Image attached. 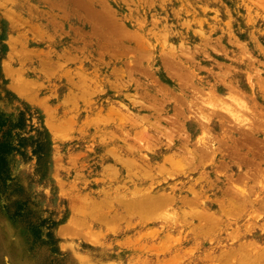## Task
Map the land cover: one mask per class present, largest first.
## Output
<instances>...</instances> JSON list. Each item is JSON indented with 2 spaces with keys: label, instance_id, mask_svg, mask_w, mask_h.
Returning a JSON list of instances; mask_svg holds the SVG:
<instances>
[{
  "label": "rangeland",
  "instance_id": "374dc122",
  "mask_svg": "<svg viewBox=\"0 0 264 264\" xmlns=\"http://www.w3.org/2000/svg\"><path fill=\"white\" fill-rule=\"evenodd\" d=\"M0 159V264H264V0H0Z\"/></svg>",
  "mask_w": 264,
  "mask_h": 264
},
{
  "label": "bare ground",
  "instance_id": "6f19581e",
  "mask_svg": "<svg viewBox=\"0 0 264 264\" xmlns=\"http://www.w3.org/2000/svg\"><path fill=\"white\" fill-rule=\"evenodd\" d=\"M9 16H10V15H9ZM14 21H15V20H14ZM15 22H16V21H15ZM16 43H17V42H16ZM169 46H170V45H169ZM18 89H20V88L18 87ZM117 95H118V94H117ZM126 97H127V96H126ZM117 98H118V97H117ZM122 98H123V97H122ZM124 98H125V97H124ZM118 99H119V98H118ZM130 99H131V98H130ZM130 99H127V100H130ZM119 100H121V99H119ZM124 100H125V99H124ZM131 100H132V99H131ZM116 101H117V100H116ZM121 101H122V100H121ZM110 103H112V102H110ZM115 103H116V102H115ZM118 104H119V102H118ZM118 104H117V105H118ZM136 104H137V103H136ZM139 104H140V103H139ZM111 105H112V104H111ZM120 105H121V103H120ZM129 105H130V104H129ZM131 105H132V102H131ZM121 106H122V105H121ZM126 106H127V105H126ZM108 107H110V106H108ZM118 107H119V106H118ZM111 108H115V107L111 106L110 109L107 108L108 111L110 110V112H111V110H112ZM105 110H106V109H105ZM118 110H119V109H118ZM118 110H116L115 112L113 111V112L116 113ZM110 112H108V114H109V115H112ZM117 113H119V112H117ZM117 113H116V115H119L120 117H122L120 114H117ZM121 113H122V111H121ZM123 114H124V113H123ZM129 114H130V113H129ZM114 115H115V114H114ZM130 115H131V114H130ZM124 116H125V115H124ZM132 116H133V114H132ZM114 117H115V116H114ZM102 118H104V117H102ZM102 118H101V119H102ZM115 118H116V117H115ZM128 118H129V115H128ZM128 118H127V119H128ZM135 118H136V117H135ZM139 118H140V117H139ZM119 119H120V118H118V121H119ZM125 119H126V118H125ZM105 120H106V123H105V124H107L108 120L111 121V119H110V118L108 119V117H107V119H104L103 122H105ZM112 120H113V119H112ZM115 120H116V119H115ZM121 120H122V118H121ZM129 120H130V118H129ZM135 120H136V119H135ZM140 120H141V119H140ZM123 121H124V119H123ZM126 121H127V120H126ZM126 121H125V122H126ZM132 121H134V120H131V122H132ZM137 121H138V120H137ZM137 121H136V122L134 121V123L137 124ZM142 121H143V120H142ZM99 122H100V120H99ZM103 122H102V123H103ZM113 122H114V120H113ZM128 122H129V121H128ZM131 122H129V123H131ZM119 123H120V122H119ZM123 123H124V122H123ZM99 124H101V123H99ZM132 124H133V123H132ZM101 125H102V124H101ZM112 125H113V124H112ZM117 125H118V124H117ZM119 125H120V124H119ZM127 125H128V123H127ZM127 125H126V126H127ZM134 125H135V124H134ZM139 125H140V124H139ZM107 126H108V125H107ZM109 126H110V125H109ZM121 126H123V125H121ZM121 126H120V127H121ZM131 126H132V125H131ZM141 126H143V125H141ZM128 127H129V126H128ZM138 128H139V127H138ZM127 129H128V128H127ZM143 129L145 130L144 127H143ZM143 129H141V131H142ZM118 130H119V129H118ZM98 131H99V129H98ZM98 131H97V133H98ZM141 131H140V129H139V133H141V136L144 134V133L142 134V132H145V133H146V131H142V132H141ZM163 131H164V130H163ZM165 131H166V130H165ZM165 131H164V132H165ZM114 132H116V130H115ZM119 132L121 133V131H119ZM125 132H126V131H125ZM128 132H129V130H128ZM104 133H105V132H104ZM108 133H109V130H108ZM117 133H118V132H117ZM139 133H138V134L136 133L135 135H132V140H133V137H134V138H135L134 140H135V141H138V140L140 139V138H139V139L137 140V138H138V136H139ZM166 133H167V132H166ZM166 133H165V134H166ZM98 134H99V133H98ZM98 134H97V135H98ZM147 134H148V133H147ZM160 134H161V132H160ZM165 134H164V135H165ZM101 135H102V134H101ZM119 135H120V134H119ZM119 135H118V136H119ZM121 135H122V134H121ZM136 135H137V137H136ZM110 136H112V131H111V135H110ZM114 136H115V135H114ZM114 136H113V137H114ZM144 136H146V135L144 134ZM147 136H149V134H148ZM154 136H155V135H154ZM158 136H159V135H158ZM168 136L171 137V135H169V134H168ZM103 137H104V136H103ZM126 137H127V136H126ZM164 137H165L166 139L169 138V137H166V136H164ZM107 138H108V137H107ZM116 138H118V137L116 136ZM120 138H122V137H120ZM128 138H129V136H128ZM147 138H148V137H147ZM150 138H151V137H150ZM156 138H157V137H156ZM103 139H104V138H103ZM103 139H101V140H103ZM114 139H115V138H114ZM110 140H111V139H110ZM134 140H133V141H134ZM141 140H142V138H141L139 141H141ZM151 140H152V139H151ZM169 140H170V139H169ZM113 141H115V140H113ZM120 141H121V139H120ZM123 141H124V140H123ZM128 141H129V140H128ZM146 141H147V140H146ZM163 141H164V138H163ZM210 141H211V140H210ZM109 142H110V141H109ZM129 142H130V141H129ZM141 142H142V141H141ZM147 142L150 143L149 140H148ZM208 142H209V141H208ZM106 143H107V142H106ZM119 143H120V142H119ZM135 143H136V142H135ZM138 143L140 144V142H138ZM152 143H153V142H152ZM168 143H169V142H168ZM110 144H111V142H110ZM127 144H131V143H127ZM160 144H161V143H160ZM162 144H163V143H162ZM200 144H202V143H200ZM204 144H205V143H204ZM100 145H101V144H100ZM102 145H103V144H102ZM131 145H132V144H131ZM131 145H129V146L127 145V146H128V149H127V146H126L125 149H127V150L129 151V149H130L129 147H130ZM137 145H138V144H137ZM137 145H136V146H137ZM145 145H146V146H145ZM145 145H144V146L147 148L149 144H148V145L145 144ZM166 145H167V144H166ZM210 145H211V143H210ZM107 146H108V144H107ZM119 146H120V145H119ZM134 146H135V145H134ZM134 146H133V147H134ZM144 146H143V147H144ZM150 146H151V145H150ZM158 146H159V145H158ZM172 146H173V145H172ZM201 146H202V145H201ZM203 146H204V145H203ZM140 147H141V146H140ZM153 147H154V146H153ZM170 147H171V146H170ZM205 147H206V146H205ZM208 147H209V146H208ZM121 148H122V147H121ZM134 148H135V147H134ZM138 148H139V147H138ZM148 148H149V147H148ZM150 148H152V147H150ZM171 148H172V147H171ZM174 148H175V147H174ZM99 149H101V148H99ZM109 149H110V148H109ZM112 149H113V148H112ZM142 149H143V148H142ZM153 149H154V148H153ZM177 149L179 150V148H177ZM199 149H200V148H199ZM130 150L133 151V150H135V149H130ZM138 150H139V149H138ZM140 150H141V149H140ZM147 150H148V149H147ZM184 150H185V149H184ZM187 150H188V149H187ZM209 150H210V149H209ZM101 151H102V150H101ZM114 151H116V150H114ZM132 151H131V152H132ZM149 151H150V150H149ZM152 151H153V150H152ZM159 151H160V150H159ZM167 151H168V150H167ZM167 151H166V152H167ZM200 151H201V150H200ZM203 151H204V150H203ZM121 152H122V151H121ZM123 152H124V151H123ZM123 152H122V153H123ZM129 152H130V151H129ZM163 152H164V151H163ZM163 152H162V153H163ZM172 152H173V151H172ZM176 152H177V151H176ZM187 152H188V151H187ZM187 152H186V153H187ZM108 153H109V152H108ZM156 153H157V152H156ZM160 153H161V152H160ZM178 153H179V152H178ZM180 153H181V152H180ZM180 153H179L178 155H181ZM200 153H201V152H200ZM206 153H207V152H206ZM206 153H205V155L208 154V153H207V154H206ZM116 154H117V153H116ZM116 154H115V155H116ZM139 154H140V153H139ZM139 154H138V155H139ZM163 154H164V153H163ZM166 154H169V153H166ZM176 154H177V153H176ZM187 154H189V152H188ZM121 155H122V154H121ZM134 155H135V154H134ZM138 155H137V156H138ZM143 155H144V153H143ZM157 155H158V154H157ZM123 156H124V155H123ZM162 156H163V155H162ZM182 156L184 157L183 154H182ZM190 156H191V155H190ZM200 156H201V155H200ZM200 156H198V157H200ZM117 157H118V156H117ZM117 157H116V158H117ZM141 157H142V155H141ZM143 157H145V155H144ZM164 157H167V156L165 155ZM172 157H173V156H172ZM172 157H171V158H172ZM176 157H177V156H176ZM176 157L174 156L172 159H171V158H170V159H169V158H166L165 160H167L169 163H171L170 165H172L173 170H176V172H177V171H178V172H180V171L182 172V169H183V168H182L183 165L181 164L182 161L179 160L180 157H179V158H178V157L176 158ZM191 157H192V156H191ZM191 157H190L189 159H193V158H191ZM198 157H197V158H198ZM127 158H128V157H127ZM132 158H135V157H132ZM112 159H113V158H112ZM138 159H139V158H138ZM143 159H144V158H143ZM158 159H159V158H158ZM162 159H163V158H162ZM183 159H186V158H183ZM189 159H188V160H189ZM199 159H200V160H199ZM199 159H198V161L201 162V164H202V162L204 161L205 158L202 157L203 161L201 160V158H199ZM123 160H124V158H123ZM126 160H128V159L125 158L124 161H126ZM129 160H130V159H129ZM141 160H142V159H141ZM150 160H151V158H150ZM152 160H153V157H152ZM152 160H151V161H152ZM165 160H164V161H165ZM116 161H117V159H116ZM132 161H133V160H132ZM132 161L130 160V161H127V162H130L131 165L134 164V163L136 164V162H134V161H133V163H131ZM167 161H166V162H167ZM192 161H193V160H192ZM120 162H121V160H120ZM137 162H138V161H137ZM162 162H163V161H162ZM162 162H161V163H162ZM166 162H165V163H166ZM183 162H184V161H183ZM189 162H190V161H189ZM199 162H198V165H199ZM114 163H116V162H114ZM123 163H125V162H123ZM123 163H121V164H123ZM143 163H144V162H143ZM155 163H156V162H155ZM169 163H168V164H169ZM173 163H174V164H173ZM184 163H185V162H184ZM127 164H128V163H126V165H127ZM188 164H189V163H188ZM116 165H117V164H116ZM131 165H129V166H131ZM138 165H139V164H138ZM144 165H145V164H144ZM186 165H187V164L185 163V166H186ZM118 166H119V165H118ZM127 166H128V165H127ZM145 166H146V165H145ZM145 166H144V167H145ZM148 166H149V165H148ZM161 166H162V165H160V167H158L157 169H158V170H159V169H163V168H162L163 166H162V167H161ZM164 166H165V165H164ZM185 166H184V167H185ZM187 166H188V165H187ZM196 166H197V165H196ZM202 166H203V165H202ZM103 167H104V165H103ZM113 167H114V165H113ZM122 167H123V166H122ZM137 167H138V166H137ZM152 167H153V166H152ZM156 167H157V166H156ZM167 167H168V166H167ZM167 167H166V168H167ZM192 167H193V166H192ZM192 167H191V169H192ZM200 167H201V166H200ZM203 167H204V166H203ZM125 168H126V167H125ZM139 168H140V166H139ZM170 168H171V167H170ZM185 168H186V167H185ZM195 168H196V167H195ZM107 169H108V168H107ZM119 169H120V167H119ZM140 169H144V168L141 167ZM164 169H165V168H164ZM189 169H190V168H189ZM191 169H190V170H191ZM205 169H206V168H205ZM116 170H117V169H116ZM133 170H134V171H137V170H135V169H133ZM155 170H156V169H155ZM193 170H195V169H193ZM120 171H121V170H120ZM144 171H145V170H144ZM144 171H143V172H144ZM146 171H148V170H146ZM159 171H160V170H159ZM170 171H172V170L170 169ZM186 171H188V170H186ZM191 171H192V170H191ZM207 171H208V170H207ZM115 172H116V171H114V173H115ZM137 172H138V171H137ZM154 172H155V171H154ZM166 172H167V169H166ZM199 172H200V171H199ZM204 172H205V171H204ZM122 173H123V172H122ZM131 173H132V172H131ZM131 173H130V174H131ZM155 173H158L157 170H156ZM187 173H189V172H186V174H187ZM115 174H116V173H115ZM125 174H126V173H125ZM142 174H144V173H141L140 175H142ZM148 174H149V173H148ZM158 174H159V173H158ZM186 174H184V175H186ZM123 175H124V174H123ZM132 175H134V173L131 174V176H132ZM138 175H139V174H138ZM140 175H139V176H140ZM182 175H183V174H182ZM189 175H190V174H189ZM198 175H199V174H198ZM198 175H197V176H198ZM125 176H126V175H125ZM172 176L174 177V175H172ZM192 176H193V175H192ZM203 176H205V175H203ZM144 177H145V176H144ZM152 177H154V176H152ZM190 177H191V176H190ZM145 178H146V177H145ZM147 178H148V177H147ZM162 178H163V177H162ZM167 178H169V177H167ZM176 178H177V177H176ZM181 178H182V177H181ZM186 178H187V177H186ZM186 178H185V179H186ZM192 178H193V177H192ZM195 178H196V177H195ZM200 178H201V177H200ZM203 178H204V177H203ZM207 178H208V176H207ZM119 179H121V178H119ZM126 179H127V178H126ZM126 179H125V180H126ZM155 179H156V177H155ZM163 179H164V178H163ZM170 179H171V178H170ZM182 179H184V178H182ZM201 179H202V178H201ZM132 180H133V178H132ZM139 180H140V179H139ZM146 180H147V179H146ZM149 180H150V179H149ZM149 180H148V182H149ZM159 180H161V179H159ZM186 180H187V179H186ZM195 180H196V179H195ZM198 180H199V179H198ZM205 180H206V179H205ZM165 181H166V180H165ZM208 181H209V179H208ZM210 181H211V180H210ZM138 182H139V181H138ZM174 182H176V181H174ZM174 182H173V184H174ZM179 182H181L180 179H179ZM129 183H130V182H129ZM136 183H137V182H136ZM136 183H135V184H136ZM139 183H140V182H139ZM150 183H151V180H150ZM161 183H162V182H161ZM171 183H172V182H171ZM171 183H170V184H171ZM195 183H196V181H195ZM195 183H194V184H195ZM198 183H199V182H198ZM213 183H214V182H213ZM213 183H212V184H213ZM117 184H118V182H117ZM120 184H121V183H120ZM141 184H142V183H141ZM146 184H148V183H146ZM155 184H157V182H156ZM175 184H176V183H175ZM207 184H209V183H207ZM210 184H211V183H210ZM139 186H140V185H139ZM141 187H142V186H141ZM173 187H175V186H173ZM143 188H144V187H143ZM145 188H146V187H145ZM134 189H136V188H134ZM137 189H138V188H137ZM153 189H154V188H153ZM167 190H168V189H167ZM143 191H147V190H143ZM148 191H149V190H148ZM148 191H147V193H149ZM151 191H152V190H151ZM168 191H169V190H168ZM170 191H171V190H170ZM152 192H153V191H152ZM161 192H162V191H161ZM158 193H159V192H158ZM165 193H166V192H165ZM172 193H173V192H172ZM240 193H242V191H241ZM132 194H134V193H132ZM143 194H144V193H143ZM143 194H142V196L140 195V197L137 198L136 200L134 199L135 201L133 200L134 202H132V208H131V211H133L135 214H138V216H139L140 213L143 214L144 218H150V217H148V215L150 214L151 216H153V215H154V214H152L153 212L156 213V211H157V212L162 211L161 209L164 208V207H163V205H164L163 202L165 201V199H166L167 197H166V198L164 199V201H163V198H161L162 196H161V197H160L159 195L156 196L155 194H153V195H148V194H146V195L144 194V195H143ZM173 194L175 195V193H173ZM129 196H130V195H129ZM166 196H167V195H166ZM169 196H170V194H169ZM171 196H172V195H171ZM177 196H178V195H177ZM195 196H196V195H195ZM135 197H136V196H135ZM190 198H191V197H190ZM192 198H193V197H192ZM128 199H129V198H128ZM171 199H172V197L170 198V200H171ZM188 199H189V198H188ZM188 199H187L186 201H188ZM116 200H117V199H116ZM126 200H127V199H126ZM168 200H169V198H167V201H168ZM173 200H174V199H173ZM193 200H194V198H193ZM120 201H123V200H120ZM162 201H163V202H162ZM184 201H185V200H184ZM190 201H191V199H190ZM118 202H119V201H118ZM172 202H173V201H172ZM172 202H169L168 204H170V203H172ZM177 202H178V201H177ZM191 202H192V201H191ZM191 202H190V203H191ZM123 203H124V202H122V204H123ZM128 203L130 204V200H129V202H128V200H127L126 203H125V205H127ZM180 203H181V202H180ZM192 203H194V201H193ZM200 203H201V202H200ZM172 204H173V203H172ZM165 206H166V205H165ZM160 207H161V208H160ZM206 208H207V207H206ZM129 210H130V209H129ZM129 210H127L128 213H129V217H130V216H133V215H131L132 213L130 214ZM158 210H159V211H158ZM202 210H203V209H202ZM206 210H207V209H206ZM204 211H205V210H204ZM192 212H194V211H192ZM200 212L203 213L202 211H200ZM200 212L196 211L197 214L195 215V217L199 218V217H200L199 215H201V214H199ZM211 212H212V211H211ZM159 213H161V212H159ZM162 213H163V211H162ZM162 213H161L160 215L165 216V215L162 214ZM189 213H190V212H189ZM189 213H188V214H189ZM206 213H208V212L206 211ZM206 213L204 212L203 214L205 215ZM147 214H148V215H147ZM165 214H166V213H165ZM188 214H187V215H188ZM124 215H125V214H124ZM192 215H194V214L192 213ZM204 215H203V216L201 215V217H202L203 219H207L208 222L212 219V217H211V219H209L207 215H205V216H207V217H205ZM228 215H229V214H228ZM136 216H137V215H136ZM143 216H142V217H143ZM145 216H147V217H145ZM198 216H199V217H198ZM224 216H225V215H224ZM120 217H121V216H120ZM127 217H128V216H127ZM140 217H141V216H140ZM157 217H159L158 214L156 215V217L154 216V219H155V218L158 219ZM160 217H161V216H160ZM160 217H159V219H160ZM167 217H168V216H167ZM188 217H189V215H188ZM195 217H194V218H195ZM201 217H200V218H201ZM209 217H210V216H209ZM219 217H220V216H217V217L214 216V217H213V220H214V218H216V219L218 220ZM202 218H201V219H202ZM225 218H226V217H225ZM225 218H224V219H225ZM161 219H162V217H161ZM163 219H164V220H167V218H164V217H163ZM199 220H200V219H199ZM199 220L197 219V221H199ZM168 221H169V217H168ZM204 221H205V220H204ZM215 221H216V220H215ZM153 222H154V221H153ZM206 222H207V221H206ZM210 222H212V220H211ZM201 223H202V222H201ZM202 224H203V223H202ZM213 224H215V223L213 222L212 225H210V226L213 227ZM208 226H209V225H208ZM201 227H203V226H201ZM209 228H210V227H208V229H209ZM206 229H207V227H206ZM210 229H211V228H210ZM210 229H209V230H210ZM204 231H206V230H204ZM257 253H258V252H257ZM256 256H258V255L256 254Z\"/></svg>",
  "mask_w": 264,
  "mask_h": 264
},
{
  "label": "trees",
  "instance_id": "16d2710c",
  "mask_svg": "<svg viewBox=\"0 0 264 264\" xmlns=\"http://www.w3.org/2000/svg\"><path fill=\"white\" fill-rule=\"evenodd\" d=\"M0 162H1V159H0Z\"/></svg>",
  "mask_w": 264,
  "mask_h": 264
}]
</instances>
